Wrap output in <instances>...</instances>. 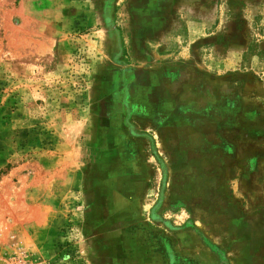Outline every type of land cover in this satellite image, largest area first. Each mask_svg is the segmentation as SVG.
<instances>
[{
	"label": "rangeland",
	"instance_id": "rangeland-1",
	"mask_svg": "<svg viewBox=\"0 0 264 264\" xmlns=\"http://www.w3.org/2000/svg\"><path fill=\"white\" fill-rule=\"evenodd\" d=\"M0 264H264V0H0Z\"/></svg>",
	"mask_w": 264,
	"mask_h": 264
}]
</instances>
